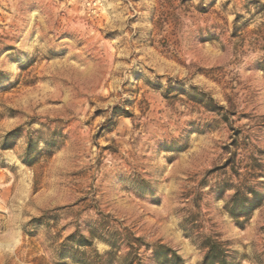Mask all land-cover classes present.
Here are the masks:
<instances>
[{
	"label": "rangeland",
	"instance_id": "374dc122",
	"mask_svg": "<svg viewBox=\"0 0 264 264\" xmlns=\"http://www.w3.org/2000/svg\"><path fill=\"white\" fill-rule=\"evenodd\" d=\"M236 139L264 196V0H0V264H264Z\"/></svg>",
	"mask_w": 264,
	"mask_h": 264
},
{
	"label": "trees",
	"instance_id": "16d2710c",
	"mask_svg": "<svg viewBox=\"0 0 264 264\" xmlns=\"http://www.w3.org/2000/svg\"><path fill=\"white\" fill-rule=\"evenodd\" d=\"M238 31L239 28L237 27V23H235L234 34L237 35ZM237 143L238 139L224 148V154L229 153L230 156H228L222 167V169H230L231 178H235L237 182L235 184H231L229 180L221 182L219 184V186H222L219 198L222 199L225 191H233L230 198L224 201V209L238 227L244 228V225L249 222L253 213L262 208L264 196L254 188L248 186L249 180L247 176L255 173L257 167L254 165L246 166V175H243L239 168H237ZM230 147H236L235 151H230ZM224 245L211 237L205 238L201 244V248L206 252L199 264H231L227 259ZM153 255L159 264H185L176 251H172L162 245L156 246Z\"/></svg>",
	"mask_w": 264,
	"mask_h": 264
}]
</instances>
